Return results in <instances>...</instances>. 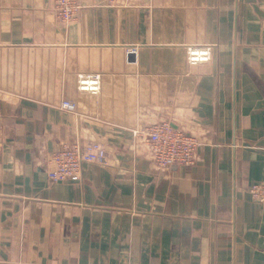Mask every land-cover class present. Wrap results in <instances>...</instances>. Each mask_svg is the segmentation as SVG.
<instances>
[{
  "label": "crops",
  "instance_id": "crops-1",
  "mask_svg": "<svg viewBox=\"0 0 264 264\" xmlns=\"http://www.w3.org/2000/svg\"><path fill=\"white\" fill-rule=\"evenodd\" d=\"M78 1L64 22L57 0H0V264H264V0ZM162 119L206 141L193 165L136 149ZM78 141L107 164L50 180Z\"/></svg>",
  "mask_w": 264,
  "mask_h": 264
},
{
  "label": "built area",
  "instance_id": "built-area-1",
  "mask_svg": "<svg viewBox=\"0 0 264 264\" xmlns=\"http://www.w3.org/2000/svg\"><path fill=\"white\" fill-rule=\"evenodd\" d=\"M80 7L78 0H57L56 2L57 14L64 22L73 21ZM211 54V45L187 48V60L192 65L208 61ZM100 85V73L80 74L78 77L80 91L97 94L100 91ZM4 96V91L0 90V101L5 100ZM61 107L73 111L75 104L64 100ZM131 132L136 149L140 151L141 146H145L144 149L148 152L155 169L159 171L168 170L174 165H193L197 158V149L206 143L201 135L176 126L169 119L154 121L148 124L145 130L139 127ZM1 144L0 137V146ZM47 161L49 165L47 175L50 180L79 181L85 163L107 164V152L105 147L97 141L63 143L60 149L48 154ZM249 191L254 200L264 202V183L251 185Z\"/></svg>",
  "mask_w": 264,
  "mask_h": 264
}]
</instances>
